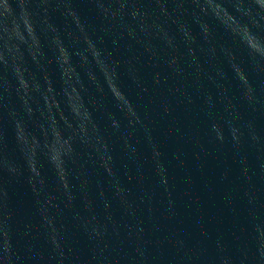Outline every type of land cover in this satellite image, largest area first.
<instances>
[{
  "label": "water",
  "instance_id": "95a60500",
  "mask_svg": "<svg viewBox=\"0 0 264 264\" xmlns=\"http://www.w3.org/2000/svg\"><path fill=\"white\" fill-rule=\"evenodd\" d=\"M0 264H264V0H0Z\"/></svg>",
  "mask_w": 264,
  "mask_h": 264
}]
</instances>
